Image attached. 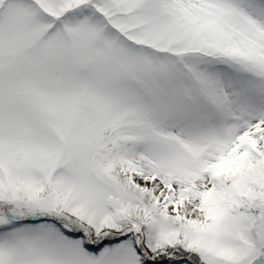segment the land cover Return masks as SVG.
I'll return each mask as SVG.
<instances>
[{
  "label": "rangeland",
  "instance_id": "obj_1",
  "mask_svg": "<svg viewBox=\"0 0 264 264\" xmlns=\"http://www.w3.org/2000/svg\"><path fill=\"white\" fill-rule=\"evenodd\" d=\"M263 162L264 1L0 0V264H247L209 174Z\"/></svg>",
  "mask_w": 264,
  "mask_h": 264
},
{
  "label": "trees",
  "instance_id": "obj_2",
  "mask_svg": "<svg viewBox=\"0 0 264 264\" xmlns=\"http://www.w3.org/2000/svg\"><path fill=\"white\" fill-rule=\"evenodd\" d=\"M201 32L202 34H204L203 30ZM205 39L209 41V38L206 37ZM223 43H221L222 46ZM200 54L206 56L209 55L213 59L212 61H216L217 59L216 57L217 55L215 54H207L202 52ZM224 57L226 61L225 63L222 64L227 65L231 69H234L233 66L235 65L242 64L243 66L240 68V74L242 77L248 79L251 83H254L256 80L260 79L259 77L261 75L256 71L250 70V68L242 61L240 62L236 61L232 57H226V56ZM179 65L180 64L177 63V66ZM178 76L181 77L182 75L179 73ZM179 84L182 86L181 79H179ZM199 100H201V98ZM204 101L206 100L204 99ZM113 130L115 129L111 128V131ZM111 131L105 132L101 136V138H99L100 149L102 152L103 150L101 146H103L104 144H101V141L103 140V138L108 137V135L111 134ZM122 132L125 133L124 131ZM128 141H129L128 138L117 139L116 141V144L118 143L117 148L119 149H121L122 147L126 148L127 146L126 143ZM237 147L238 148L237 150H235L234 156L235 159H237L238 161H247L253 158V156H257V152L254 150V148H252L247 138H242ZM120 153L119 152L117 153L116 155L117 157L112 162L115 172L118 174L119 177L123 178V176H126L125 174L128 171L133 172L135 171L136 168H135V164L133 165V163H130V161L126 158V154H123L125 157H122L120 156L122 155ZM102 156L103 155L101 154V156L99 157L100 163L102 161ZM99 162H97V168L102 170L101 165H99ZM217 174L218 173L215 172L209 174V178L211 179L210 182L211 185H213L214 187L222 189L223 196L220 202L212 204L210 206V214H212L213 216H217L219 214H228V215L240 216V217L241 215H244L241 217L240 226L242 230L240 231L239 236L242 239H245L244 234L250 236V241L246 246V249H249L250 251L254 252L248 255L249 262L247 264H250L257 257L264 255V246H262L263 244L260 243L259 235H258L259 232L264 231V162L258 167L246 166L239 173L236 174L225 173L222 174L221 176L220 175L218 176ZM141 175H144V173H141ZM128 176L131 177L132 175H128ZM159 176L162 177L160 173ZM166 176L169 178V181H167V185L170 190H172L171 186L178 185L177 181L181 180L180 176L174 175L172 173H167ZM107 219L110 220L109 217H107ZM51 222L57 227L59 231H62V233H65L68 237L71 236L74 237V234H71L69 232L70 230L66 231L67 229H65L64 225L59 220H51ZM8 223L20 226L22 224V221L9 220ZM4 226H7V224L5 223ZM178 236L179 234L175 232V235L169 240H167L164 246H161L160 249L159 248L155 249L154 258L156 260L162 258L166 253L164 248H166V246L167 247L173 246L172 244L178 240L179 238ZM204 259L207 263H211V259L208 258H204ZM189 260L190 259H185V261L180 259H170V260L168 259L167 264H183L184 262L186 264H196L193 261L191 260L189 261ZM145 262L146 264H148L147 261Z\"/></svg>",
  "mask_w": 264,
  "mask_h": 264
},
{
  "label": "water",
  "instance_id": "obj_3",
  "mask_svg": "<svg viewBox=\"0 0 264 264\" xmlns=\"http://www.w3.org/2000/svg\"><path fill=\"white\" fill-rule=\"evenodd\" d=\"M44 219L47 220V219H51V218L46 217V216H37V217H32V218H24V219H22V221L36 222V221H40V220H44ZM263 261H264V256L257 258V259L253 262V264L258 263V262L262 263Z\"/></svg>",
  "mask_w": 264,
  "mask_h": 264
},
{
  "label": "bare ground",
  "instance_id": "obj_4",
  "mask_svg": "<svg viewBox=\"0 0 264 264\" xmlns=\"http://www.w3.org/2000/svg\"><path fill=\"white\" fill-rule=\"evenodd\" d=\"M255 264H257V263H255Z\"/></svg>",
  "mask_w": 264,
  "mask_h": 264
}]
</instances>
